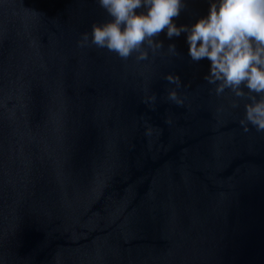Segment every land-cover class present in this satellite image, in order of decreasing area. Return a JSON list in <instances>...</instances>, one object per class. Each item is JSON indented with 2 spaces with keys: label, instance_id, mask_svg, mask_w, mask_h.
Wrapping results in <instances>:
<instances>
[{
  "label": "water",
  "instance_id": "water-1",
  "mask_svg": "<svg viewBox=\"0 0 264 264\" xmlns=\"http://www.w3.org/2000/svg\"><path fill=\"white\" fill-rule=\"evenodd\" d=\"M104 19L96 0H0V264H264V132L183 32L143 61L78 43Z\"/></svg>",
  "mask_w": 264,
  "mask_h": 264
},
{
  "label": "clouds",
  "instance_id": "clouds-1",
  "mask_svg": "<svg viewBox=\"0 0 264 264\" xmlns=\"http://www.w3.org/2000/svg\"><path fill=\"white\" fill-rule=\"evenodd\" d=\"M106 19L94 22L78 43L93 45L115 53L122 60L148 59L149 50L162 48L157 39L163 31L169 39L185 34L188 55L192 61L206 58L207 84L220 96L228 90L236 102H243L239 123L244 132L251 125L264 132V0H209L206 15L190 25L174 21L185 0H96ZM167 50L175 54L169 43ZM170 87L167 99L177 105L182 100L176 89L180 78L165 73ZM233 103V107L238 106Z\"/></svg>",
  "mask_w": 264,
  "mask_h": 264
}]
</instances>
